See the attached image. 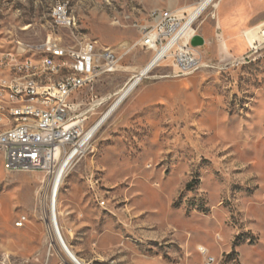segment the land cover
Segmentation results:
<instances>
[{
  "label": "rangeland",
  "instance_id": "374dc122",
  "mask_svg": "<svg viewBox=\"0 0 264 264\" xmlns=\"http://www.w3.org/2000/svg\"><path fill=\"white\" fill-rule=\"evenodd\" d=\"M62 1L75 27L54 25ZM199 1L0 0V54L28 58L25 46L47 38L110 48L115 71L72 98L87 131L151 59L138 45L147 16L186 15ZM218 20L211 6L193 24L202 67L180 78L169 59L153 68L63 178L58 224L82 264H203L198 249L212 263L264 264V45H229L239 24L264 23V0H225ZM46 183L41 172L8 171L0 153V264H64L48 246Z\"/></svg>",
  "mask_w": 264,
  "mask_h": 264
},
{
  "label": "built area",
  "instance_id": "2783aa9c",
  "mask_svg": "<svg viewBox=\"0 0 264 264\" xmlns=\"http://www.w3.org/2000/svg\"><path fill=\"white\" fill-rule=\"evenodd\" d=\"M55 12L58 27L64 28V22H73L72 15H65L64 9ZM187 16L172 10L149 14L145 24L139 26L138 45L150 51L152 56L163 52L161 60H171L174 78L190 75L202 67L201 57L190 45L196 34L193 24L187 26ZM216 29L219 31L218 27ZM217 37L220 38L219 35ZM60 41L47 38L44 43L29 44L30 51L41 53L42 49H57L69 56L81 55L85 63H92V76H85L84 68H77L68 61L52 63L50 59L41 57V62H32L21 51L0 54V71L3 72L14 69L17 74L25 71L40 73V70L52 69L53 77L54 71H69V79L60 85H52V79L45 80L42 87L2 84L0 80V93H7L10 102V109L0 107L10 113V120L1 121L0 131V153L5 167L10 172H41L47 182L54 178L62 162L71 168L89 150L92 138L85 139L84 120L75 116L72 98L90 87L99 75L114 72L118 63L110 48L101 47L95 41L84 40L72 46ZM261 45H264V23L260 24L257 38L253 44L250 43L248 50L253 52ZM18 100H31V108L17 113ZM32 104H42V111L33 112ZM99 205L104 207L105 202ZM25 222L19 219L16 226L21 228ZM198 252L203 264H217L212 263L207 250L198 249Z\"/></svg>",
  "mask_w": 264,
  "mask_h": 264
},
{
  "label": "bare ground",
  "instance_id": "6f19581e",
  "mask_svg": "<svg viewBox=\"0 0 264 264\" xmlns=\"http://www.w3.org/2000/svg\"><path fill=\"white\" fill-rule=\"evenodd\" d=\"M216 0H200L196 6L181 9V11H186L187 16V26L194 24V22L209 8L218 7L215 3ZM59 9H64L65 15H71L69 11L68 2L64 6V2H58L52 9V21L55 26L58 27L56 12ZM162 12H170L169 10L157 11L153 14H161ZM72 23L64 22V28L75 27V18L72 15ZM260 27V26H259ZM259 27L254 28L253 32H248L244 34V38L250 48V43L253 44L257 38V32ZM46 41V40H45ZM45 41L41 42L44 43ZM222 47L225 49L224 42ZM24 51L30 56L27 58L32 62H41V57L43 59H50L52 63H59L63 61H68L72 63L73 66L77 68H84L85 76H92L93 67L92 63H85V58L81 55H70L63 54L62 51L57 49H42L41 53L36 51H30V45L25 46ZM163 52H159L156 56H152L149 62L136 74L131 77V79L125 84L122 90L118 92L116 100L110 105V107L97 119V121L89 127L86 131L85 139L93 138L102 125L109 119V117L115 112V110L121 105V103L132 93V91L139 85L143 79H147L149 73L153 68L158 66L161 62V55ZM2 73L5 77H0L2 84L13 83L16 86H27L32 84L33 87L44 86L45 80L52 79V85H60L66 83L69 79V71H54V76L52 77V69H43L38 71H25L24 73H18L17 70L7 69ZM0 107L2 109H10V102L7 100V93H0ZM27 108H31V100H18L16 105L17 113H24ZM33 112H41L42 104H32ZM10 120V113L7 110L0 109V131L2 130L1 121ZM70 169L67 163H61L56 175L53 179L48 181L43 188V195L41 198V210L42 215L45 220L47 236H48V246L54 249L57 256L64 264H82L79 259L76 258L74 253L66 245L62 234L61 228L58 224V216H61L62 210L57 211V196L59 193V188L65 177L67 171ZM103 200L99 201V204H103ZM21 219V218H20ZM26 221L25 218H22Z\"/></svg>",
  "mask_w": 264,
  "mask_h": 264
},
{
  "label": "crops",
  "instance_id": "0c3cea01",
  "mask_svg": "<svg viewBox=\"0 0 264 264\" xmlns=\"http://www.w3.org/2000/svg\"><path fill=\"white\" fill-rule=\"evenodd\" d=\"M224 2H225V0H219V2H218V4H217V15H218V23H220L221 22V13H222V10H223V6H224ZM260 25H258V26H255V27H252V28H250V29H247L246 31H241L242 29V25L241 24H239L238 26H236V36H235V41H234V43L233 44H229L230 46H231V48H234V49H236V50H238V51H242L243 50V45L245 46H247V48H249L248 47V45H247V42H246V40L244 39V34L245 33H248V32H253V30H254V28H258ZM227 33V32H226ZM231 39H228V42H232V41H230ZM224 44H225V50L227 51V46H226V43L224 42ZM133 93V92H132ZM131 93V94H132ZM130 94V95H131ZM129 97V96H128ZM127 99V98H126ZM125 101V100H124ZM123 103V102H122ZM121 103V104H122Z\"/></svg>",
  "mask_w": 264,
  "mask_h": 264
},
{
  "label": "water",
  "instance_id": "95a60500",
  "mask_svg": "<svg viewBox=\"0 0 264 264\" xmlns=\"http://www.w3.org/2000/svg\"><path fill=\"white\" fill-rule=\"evenodd\" d=\"M190 45L194 48L201 47L202 45H204V40L201 36L195 35L191 39Z\"/></svg>",
  "mask_w": 264,
  "mask_h": 264
}]
</instances>
